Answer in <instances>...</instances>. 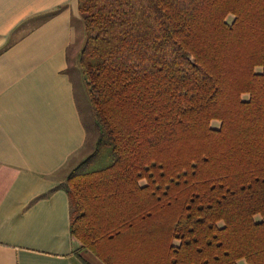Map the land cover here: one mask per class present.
Returning a JSON list of instances; mask_svg holds the SVG:
<instances>
[{"label":"trees","instance_id":"trees-1","mask_svg":"<svg viewBox=\"0 0 264 264\" xmlns=\"http://www.w3.org/2000/svg\"><path fill=\"white\" fill-rule=\"evenodd\" d=\"M75 2L95 131L59 186L77 253L264 264V0Z\"/></svg>","mask_w":264,"mask_h":264},{"label":"crops","instance_id":"crops-1","mask_svg":"<svg viewBox=\"0 0 264 264\" xmlns=\"http://www.w3.org/2000/svg\"><path fill=\"white\" fill-rule=\"evenodd\" d=\"M83 41L75 0H0V264H102L77 253L59 187L87 140Z\"/></svg>","mask_w":264,"mask_h":264},{"label":"rangeland","instance_id":"rangeland-1","mask_svg":"<svg viewBox=\"0 0 264 264\" xmlns=\"http://www.w3.org/2000/svg\"><path fill=\"white\" fill-rule=\"evenodd\" d=\"M76 63H77L76 59L71 61V63H69V68L72 71L74 70V73H76L77 77H79L78 76V72H77ZM80 83H81L80 78H79V80H75V84H76L75 85V89H76V94H77V103L79 105V111L81 113L82 120L88 126L89 132L87 133V140H86L85 148L83 149V151L79 154V156L77 158H75L74 160L71 161L70 165H72V166L74 164H76L77 162H79V160L82 157L84 158L89 152H91V150L93 148L94 141H95V131H94L93 127H92V122H91V119H90V116H89V113H88L86 93H85V90H84L83 86L82 87L80 86ZM213 127H216L215 123H213ZM71 167H69L67 170H65L66 172L64 173L63 182H64V180H65V178H66V176H67V174H68V172H69Z\"/></svg>","mask_w":264,"mask_h":264}]
</instances>
